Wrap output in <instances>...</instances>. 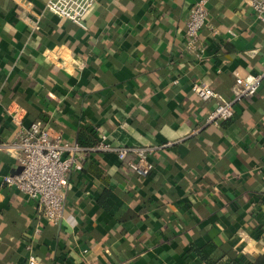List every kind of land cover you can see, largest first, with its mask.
I'll return each mask as SVG.
<instances>
[{"label": "crops", "instance_id": "1", "mask_svg": "<svg viewBox=\"0 0 264 264\" xmlns=\"http://www.w3.org/2000/svg\"><path fill=\"white\" fill-rule=\"evenodd\" d=\"M200 0H96L86 29L62 22L47 0H0V142L42 122L94 147L156 148L145 182L114 153H92L69 175L61 225L3 185L18 172L0 153V264H206L192 246L216 243L220 264L264 259V80L236 115L206 125L237 77L264 71V23L243 0H208L205 53L186 50ZM107 207V208H106Z\"/></svg>", "mask_w": 264, "mask_h": 264}, {"label": "built area", "instance_id": "2", "mask_svg": "<svg viewBox=\"0 0 264 264\" xmlns=\"http://www.w3.org/2000/svg\"><path fill=\"white\" fill-rule=\"evenodd\" d=\"M256 18L264 23V0H243ZM208 0L198 1L191 10L186 27V50L205 53L201 46V32L209 20ZM96 0H47L45 8L62 22L86 29V19L93 10ZM264 71L258 76L237 77L233 98L227 99L205 83L192 85V92L203 102H214L206 119V125L232 120L235 105L253 99L258 92ZM17 128L12 142H0V153L16 156L18 172L3 178V185L19 191L38 205V213L56 225H61L65 215V189L69 175L84 169L87 156L92 153H114L129 172L148 177L153 169L149 156L156 148H117L112 146L107 135H100L94 147H84L63 139L62 135L42 122L25 127L23 112L13 113ZM29 264H39L34 257Z\"/></svg>", "mask_w": 264, "mask_h": 264}, {"label": "trees", "instance_id": "3", "mask_svg": "<svg viewBox=\"0 0 264 264\" xmlns=\"http://www.w3.org/2000/svg\"><path fill=\"white\" fill-rule=\"evenodd\" d=\"M150 176V175H149ZM149 176L148 177H140V179H142L143 181H147L148 180V178H149ZM107 208V207H106ZM192 250H193V252L194 253H196L200 258H201V260H203L206 264H220V262L218 261V262H216L215 260H214V257H213V255H214V253L216 252V251H220V250H222V251H225V254H228V250L227 249H225L223 246H220V245H218V244H216V243H209V244H207V245H205V246H202V247H199V246H196V245H193L192 246ZM258 263L259 264H264V259H263V261L261 260V261H258ZM234 264H238V263H236V262H234Z\"/></svg>", "mask_w": 264, "mask_h": 264}]
</instances>
